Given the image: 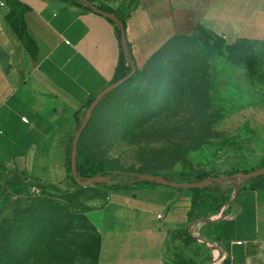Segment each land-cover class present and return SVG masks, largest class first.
<instances>
[{
	"label": "rangeland",
	"instance_id": "rangeland-1",
	"mask_svg": "<svg viewBox=\"0 0 264 264\" xmlns=\"http://www.w3.org/2000/svg\"><path fill=\"white\" fill-rule=\"evenodd\" d=\"M229 0L222 23L236 20ZM256 29L264 36V0ZM227 31V30H226ZM235 37L234 31H227ZM262 53L264 42L257 44ZM81 158L127 172L171 175L218 173L211 191L129 183V174L57 195L41 188L0 197V264H100L102 215L109 190L129 183L153 225L169 230L168 264H213L212 225L230 219L231 203L247 183L232 174L264 165V80L239 57L221 54L195 32L168 42L116 88L87 121ZM81 125V126H82ZM108 179V180H107ZM219 189V191H217ZM163 218H157V215ZM128 218V217H126ZM131 221L134 222L133 218ZM135 222H140L137 219ZM142 222V221H141Z\"/></svg>",
	"mask_w": 264,
	"mask_h": 264
},
{
	"label": "crops",
	"instance_id": "crops-1",
	"mask_svg": "<svg viewBox=\"0 0 264 264\" xmlns=\"http://www.w3.org/2000/svg\"><path fill=\"white\" fill-rule=\"evenodd\" d=\"M17 1L38 53L33 58L11 26L13 5L8 1L0 9V197L12 184L33 182L57 195L77 192L67 169L77 116L114 82L122 50L120 27L81 0ZM91 2L124 17L136 69L171 40L194 34L199 24L228 43L240 37L264 42L256 32L259 0H236V20L230 24L222 23L229 0ZM226 30L235 37L229 40ZM108 194L100 264H168L169 230L174 226L149 222L133 190ZM231 206L232 235L217 241L214 251L228 258L225 264H264V190L247 182Z\"/></svg>",
	"mask_w": 264,
	"mask_h": 264
},
{
	"label": "trees",
	"instance_id": "trees-1",
	"mask_svg": "<svg viewBox=\"0 0 264 264\" xmlns=\"http://www.w3.org/2000/svg\"><path fill=\"white\" fill-rule=\"evenodd\" d=\"M8 1L9 3L13 5V10L9 15L10 24L17 32L18 36L22 40L24 46L26 47L30 55L33 58H36L37 53H38V46L35 40L30 36V34L27 31L25 18L23 16V9L21 8L22 4L17 0H7V3ZM71 1L80 2L79 0H71ZM99 8L109 13L114 14L117 20L122 21L126 26V20L117 11H115L112 8L104 7V6H99ZM112 20L113 22L118 23L117 20H114V19ZM196 32L202 38L204 43L208 45L209 47H211L213 50L221 54H224L225 52H227L233 56L239 57L243 66L245 67L247 71H249L251 74H254L264 80V48L262 50V53L260 54L257 51V46H258L257 44L262 43V42H259L257 40H252L246 37H240L234 42L228 43L227 40L222 35L214 32L213 30L206 28L202 24H199L197 26ZM119 38H120L122 50H121L120 61L117 67V72H116V77L114 79V82H117L125 78L127 75H129L133 69V64H135V58L132 53L130 43H128L126 50L123 49L122 47L120 29H119ZM137 70L138 69H136V71ZM111 94L112 92L105 95L104 99L98 104V106ZM93 101L94 99L91 100L89 103H87L85 109H88V107L91 105ZM98 106L96 107L95 111L97 110ZM85 114L87 117L88 116L87 110ZM81 125H82L81 123H78L77 132L80 129ZM74 138L71 140V144H70L68 161H67V169H68L69 178L72 179L76 183L79 189H81L82 186L78 185L72 173L71 150H72V144H73ZM80 150H81V140L79 143V150H78L77 172H78L79 178L83 181L93 178L97 175H101V179L98 182V184H101L103 182L102 179L104 177H110L112 181H116L117 180L116 177L119 175V173H121V174H129V178H130L129 183L131 182L137 183V184L142 185L145 188H155L159 186V184L155 182L146 181V180H143L137 177H133L130 174L131 172L123 171L121 169H118L114 166H111V165H108L102 162H97L88 157L81 158ZM262 167H264V165H262L260 168ZM254 170H256V168L245 170L243 172L249 173ZM163 176L171 181L194 182V181H202L208 177L216 179L220 177V174L218 173L193 174V173L183 172V173L163 175ZM244 180L249 182V186L251 188L255 190H264V175L255 177V178H245ZM129 183H124V181H118L117 183L112 184L110 188L116 189V190L133 189L129 187ZM210 183L205 188L190 189V190L198 194L204 193L206 191H211L212 189L210 187ZM33 185H38V183L33 182L31 184H25V185L12 184L7 188L5 194H8L9 196H14L24 191H29L31 189V186ZM167 187H170V186H167ZM170 188H173L174 190H180V188H175V187H170ZM217 191H219V189H217ZM232 232H233V222L231 220L221 221L219 223L212 225L211 227V236H213V238L217 241L228 240L231 237Z\"/></svg>",
	"mask_w": 264,
	"mask_h": 264
},
{
	"label": "water",
	"instance_id": "water-1",
	"mask_svg": "<svg viewBox=\"0 0 264 264\" xmlns=\"http://www.w3.org/2000/svg\"><path fill=\"white\" fill-rule=\"evenodd\" d=\"M85 2L87 5H89L95 12L100 13L104 16L113 18L117 20L114 14L109 13L99 7H97L95 4H93L90 0H81ZM118 25L121 30V40H122V47L123 49H127L128 40H127V33H126V27L125 24L117 20ZM136 73V66L133 64V69L129 75H127L125 78L112 83L110 86H108L104 91H102L91 103V105L87 109V121L92 117L96 107L98 104L104 99L105 95L109 94L110 92H113L116 88L123 85L125 82H127L134 74ZM87 125V122L83 123V125L80 127L78 132L75 135V138L73 140L72 144V150H71V165H72V173L74 176L75 181L78 183V185L82 187H87L91 184H95L100 181L101 175H97L93 178H90L88 180H81L78 176L77 168H78V150H79V143L82 137V133L85 130V127ZM131 176L137 177L146 181L155 182L159 185L164 186H170L175 188H185V189H202L208 186V184L211 181V177H208L202 181H194V182H178V181H171L164 177L161 174H152V173H141V172H131ZM264 175V167L256 169L252 172L245 173V172H239L232 175L235 179H245V178H255Z\"/></svg>",
	"mask_w": 264,
	"mask_h": 264
},
{
	"label": "built area",
	"instance_id": "built-area-1",
	"mask_svg": "<svg viewBox=\"0 0 264 264\" xmlns=\"http://www.w3.org/2000/svg\"><path fill=\"white\" fill-rule=\"evenodd\" d=\"M7 4H8L7 0H0V9L6 7ZM36 186L33 185V186H31V188L35 189ZM161 217H162V215H159V218H161ZM213 254H214L213 264H225L226 260L228 259L226 257L223 258V256H221L220 253L217 251H214Z\"/></svg>",
	"mask_w": 264,
	"mask_h": 264
}]
</instances>
